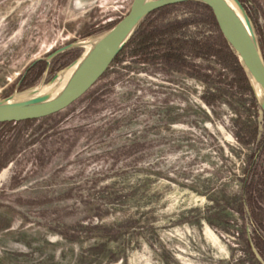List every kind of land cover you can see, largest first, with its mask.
I'll return each instance as SVG.
<instances>
[{
	"label": "rangeland",
	"instance_id": "obj_1",
	"mask_svg": "<svg viewBox=\"0 0 264 264\" xmlns=\"http://www.w3.org/2000/svg\"><path fill=\"white\" fill-rule=\"evenodd\" d=\"M238 1L264 61V0ZM130 2L0 0V100L51 86L83 47L46 56ZM170 22L178 61L135 42L64 109L0 125V264H264V114L201 7L141 29Z\"/></svg>",
	"mask_w": 264,
	"mask_h": 264
},
{
	"label": "water",
	"instance_id": "obj_2",
	"mask_svg": "<svg viewBox=\"0 0 264 264\" xmlns=\"http://www.w3.org/2000/svg\"><path fill=\"white\" fill-rule=\"evenodd\" d=\"M182 1L199 2L210 10L219 33L236 55L254 100L264 114V61L249 18L238 0H131L128 10L121 18L107 30L88 40L92 41L91 45L69 64L72 66L68 73L49 86L52 90L41 100L34 102L32 95L22 100H10L17 92L0 100V123L40 119L67 107L105 72L144 16L155 8ZM226 3L234 8L235 17L228 13ZM80 44V41L71 42L49 53L45 60L48 62L57 53ZM45 71L46 69L44 73ZM253 82L260 89V97L254 92Z\"/></svg>",
	"mask_w": 264,
	"mask_h": 264
},
{
	"label": "trees",
	"instance_id": "obj_3",
	"mask_svg": "<svg viewBox=\"0 0 264 264\" xmlns=\"http://www.w3.org/2000/svg\"><path fill=\"white\" fill-rule=\"evenodd\" d=\"M193 3H195L196 5H198L199 7H201L203 9V15L205 16V20L207 21V23H209L213 27V30H214V36L213 37H214L215 43L217 44V46L220 49L223 50V55L225 57L229 58V60H231V62L235 63L236 72H239L241 74V78L243 79V81L246 82V79L244 78L243 71L239 65V61H238L236 55L231 50V48L228 46V44L225 42V40L222 38L221 34L219 33V31L215 25V22L213 20V17L210 13V10L205 5H203L199 2H193ZM168 5H171V4H168ZM168 5H164V6L155 8L151 12H149L146 16H144L143 19L135 26V28L132 31L131 35L129 36L128 40L123 45L121 50L117 53V55L123 50V48H125L127 46H131L135 42L137 45H139L141 51H143L144 49H146L150 45L157 43V45L163 46L157 52L156 58L159 62L171 64V63L178 61L181 57V54L178 52L179 46H172V43L178 41V37L176 38L175 36H173L174 31H175L176 26H177V22L166 23L165 26H167V28L170 29L167 33L168 34L167 36H165V34H164L165 30H163V31L162 30H155V29L151 30V28H149V27H144L143 29H141V24L143 23V21L146 20V18L151 13H153L157 10H160V9H162ZM106 29L97 30V32L96 31L93 32V35L99 34ZM205 40H206V37H203L201 40H196L194 43L198 44L199 48H201L204 52H208V51H210L209 44ZM59 54L60 53L54 55L51 58L49 63H51V61L54 62L56 60L57 55H59ZM117 55L114 57V59L112 61H114L117 58ZM252 102L254 103L253 98H252ZM5 123H9V122H3V123H0V125L5 124ZM5 163H6V159H5V156H3L0 159V167H2ZM250 187H251V185H250ZM250 239L253 240V242H252L253 246L256 249V251L259 252V248L257 246L258 245V242H257L258 239H256V241L253 238H250Z\"/></svg>",
	"mask_w": 264,
	"mask_h": 264
},
{
	"label": "bare ground",
	"instance_id": "obj_4",
	"mask_svg": "<svg viewBox=\"0 0 264 264\" xmlns=\"http://www.w3.org/2000/svg\"><path fill=\"white\" fill-rule=\"evenodd\" d=\"M226 1V0H224ZM226 8L228 13L230 14V16L235 17V13H234V8L226 3ZM80 46L83 47V51L86 50L92 43V41H84V42H80ZM72 64L67 66L66 68H64L63 70H60L57 73L58 79L64 77L68 71L70 70ZM58 79L56 81H58ZM253 88H254V92L260 97L261 96V92L259 87L257 86L256 83L253 82ZM52 90V87H46V86H38L36 88H34L31 91H27V92H21V93H15L14 95H12L10 97V100H22L25 99L27 96H33V101L34 102H38L39 100H41L47 93H49ZM32 101V102H33Z\"/></svg>",
	"mask_w": 264,
	"mask_h": 264
},
{
	"label": "crops",
	"instance_id": "obj_5",
	"mask_svg": "<svg viewBox=\"0 0 264 264\" xmlns=\"http://www.w3.org/2000/svg\"><path fill=\"white\" fill-rule=\"evenodd\" d=\"M12 123H15V122H12Z\"/></svg>",
	"mask_w": 264,
	"mask_h": 264
}]
</instances>
